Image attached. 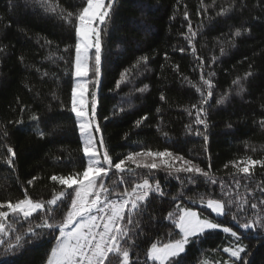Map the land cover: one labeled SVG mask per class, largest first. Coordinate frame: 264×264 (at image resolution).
Here are the masks:
<instances>
[{"label": "trees", "instance_id": "obj_1", "mask_svg": "<svg viewBox=\"0 0 264 264\" xmlns=\"http://www.w3.org/2000/svg\"><path fill=\"white\" fill-rule=\"evenodd\" d=\"M85 2L52 0L74 13ZM233 4L229 14L217 15L221 7ZM61 15V8L56 13L45 12L34 0H0V201L22 199L25 189L33 199H50L53 189L61 190L57 182L50 180L52 175H67L84 166L78 128L69 110L75 20L73 17V23H69ZM189 22L197 33L192 45L186 39L191 36ZM237 28L242 31L240 37L233 35ZM192 46L196 48L195 55ZM181 48L185 51L180 52ZM142 56L148 57L147 63L137 64ZM197 57L204 61L205 77L209 71L215 73L210 107L205 105L207 142L186 127H197L195 109L191 108L200 99L193 85L202 83ZM248 72L252 74L245 79ZM237 77L245 88L240 94L232 84ZM99 80L96 121L114 158L142 147L168 149L205 169L211 164V174L217 180L211 184L199 177L196 183H188L181 174V183L175 174L153 170L151 175L159 180L164 195H150L143 215L138 217L142 231L133 236L136 246L131 252L132 260L139 255L143 264L150 244L168 242L170 232L178 238L167 213L181 205L238 231L247 246L242 255L249 264H264V231L244 233L239 229L231 219L237 211L235 204L227 217L220 218L199 206L201 196L205 201L235 200L237 196L250 202L264 199L260 192L264 169L256 166L252 176L246 177L231 165L224 168L229 161L247 156L264 158V127L259 124L264 118V0H115L103 37ZM145 85L143 92L137 91ZM225 93L224 103L218 104ZM186 109L193 115L189 116ZM33 114L40 117L39 122L30 119ZM145 115L147 119L137 127L135 122ZM19 120L23 123H16ZM198 127L203 131V125ZM38 129L44 131L43 138L37 135ZM5 131L7 137L3 135ZM5 145L16 152L14 167L4 163L8 155ZM136 172L137 182L149 175L145 169ZM33 177L37 179L28 185ZM120 179V174L113 172L105 182L116 191L122 192L124 187L130 191L131 182L124 185ZM124 179L131 181V176ZM192 199L197 202L191 203ZM252 211L248 210L249 217ZM240 215L243 222L244 214ZM230 242L234 243L230 234L208 231L186 246L178 264L228 260L223 248ZM54 244V239L45 235L11 252L0 247V264H45ZM112 260L118 264L117 258Z\"/></svg>", "mask_w": 264, "mask_h": 264}, {"label": "snow or ice", "instance_id": "obj_2", "mask_svg": "<svg viewBox=\"0 0 264 264\" xmlns=\"http://www.w3.org/2000/svg\"><path fill=\"white\" fill-rule=\"evenodd\" d=\"M34 3L50 13H56L57 8H61L62 19L69 23H73V17L75 20L73 62L75 84L71 87L69 110L74 114L79 131L84 166L82 170L73 171L67 175H52L50 180L57 182L61 190L53 189L50 199H33L25 189L22 199L14 202L11 199L0 201V247H3L6 252H11L48 235L54 239L55 244L51 247L45 264H113V257L117 258L118 264H141L139 255L135 261L131 256L132 249L136 246L133 236L142 231L139 228L138 217L143 215L150 194L164 195L159 180L151 175L153 170L161 168V164L156 161L160 160L168 174H175L181 183L184 182L181 175L183 174V177H187L188 183H196L197 178L202 177L206 183L216 184L217 180L211 174L212 165L209 164L205 169L193 159H186L184 155L174 151L168 149L153 151L146 147H142L141 150H130L123 156L114 158L110 154L101 127L96 121V91L90 92V85L92 89H97L99 86L103 37L112 19L115 0H86L75 13L64 10L58 3L53 4L52 0H34ZM233 7L234 4L221 7L217 15H227ZM64 12L66 15L63 14ZM184 15L187 19V12ZM188 31L191 36H186V39L189 45H192V39L197 33L192 30L191 22H189ZM233 35L240 37L241 29L237 28ZM46 43L51 42L46 41ZM64 50L68 51V48ZM179 51L184 52L185 49L181 48ZM223 51L224 49L221 48L222 54ZM192 52L195 55V46H192ZM197 59L202 83L193 87L200 94V99L191 105V108L195 109L194 124L197 127L193 129L191 124L186 127L190 133L194 131L195 135L203 136L207 142L208 109L205 105L210 107L209 101L215 88L212 78L215 73L209 71L205 77L204 61L199 57ZM215 59L213 57V62ZM141 61L146 64L148 57H140L137 64ZM251 74V72L246 73L244 78ZM124 79L122 74L121 80ZM184 79L187 80V77ZM232 84L237 86V94L245 91L240 77L233 80ZM146 88L147 85L137 91L143 92ZM226 97L227 93L222 95L217 103H224ZM160 99H165L163 94ZM186 111L189 116L193 115L191 110L186 109ZM30 119L40 121V117L36 114H33ZM146 119V115L141 117L135 122L136 126L139 127ZM16 123H23V121L19 120ZM259 124L264 127V118L259 120ZM199 125H203V131L198 127ZM3 135L7 137L8 134L5 131ZM37 135L43 138L45 133L38 129ZM6 150L8 155L4 158V163L14 167L16 152L11 146H6ZM229 165L238 173L251 177L256 166L264 169V158L254 159L252 156H247L243 160L229 161L224 168H228ZM137 169H145L149 175L137 182L136 177L139 175L136 172ZM113 171L120 174L121 184L127 185L131 182L130 191L128 187H124L122 192L116 191L105 182ZM126 175L131 176V181L124 179ZM36 179L33 177L28 180V185H32ZM236 186L239 188V181H236ZM221 191H224L223 182H221ZM260 192L264 194V186L260 187ZM250 195H252L251 191H249ZM113 196L116 198L113 199ZM196 202V199L191 200L193 204ZM199 202L217 217H227L235 204L237 211L231 214V219L239 229L244 233L264 231V199L250 202L241 196L227 201L208 198L205 204L204 197L201 196ZM249 209L253 210L251 217L248 216ZM241 213L245 217L243 222ZM167 219H170L174 229L178 230L175 233V237L178 238H174L173 233L170 232L168 242L158 240L151 243L145 253L143 264H148V261L152 264H178V259L185 253L187 245L198 240L207 231L221 228L224 233L230 234L234 243L230 242L229 246L223 248V252L228 254L229 259L217 261L216 264H249L246 255H242L246 254L247 246L243 244L242 235L233 228L222 227L221 223L204 217L201 212L193 210L190 206L177 205L175 212L167 213Z\"/></svg>", "mask_w": 264, "mask_h": 264}, {"label": "rangeland", "instance_id": "obj_3", "mask_svg": "<svg viewBox=\"0 0 264 264\" xmlns=\"http://www.w3.org/2000/svg\"><path fill=\"white\" fill-rule=\"evenodd\" d=\"M74 84H75V78H74V76H73V84H72V87L74 86ZM90 89H91V91H93V90H95L96 92H97V89H92V87H91V85H90ZM90 91V92H91ZM89 100L91 101V97H89ZM96 100H97V96H96ZM96 106H97V104H96ZM74 115V114H73ZM78 134H79V131H78ZM79 138H80V136H79ZM157 163H160L161 164V168L160 169H157V170H161V171H166L165 169H164V166H163V164H162V162L160 161V160H157L156 161ZM133 167H135V166H133ZM114 172V171H113ZM113 172H111V173H113ZM167 172V171H166ZM110 173V174H111ZM205 204H206V201H205ZM199 206H203L205 209H207L203 204H200ZM213 216H215V217H217L214 213H212L211 212V210L210 209H207ZM220 218V217H219ZM216 230H218V231H222L223 232V230H222V228L221 229H216ZM178 231V230H177ZM209 231H213V230H209ZM208 232V231H207ZM224 233V232H223ZM226 234H228V233H226ZM226 254V253H225ZM227 256H228V254H226ZM151 262V261H150ZM200 264H216V263H211V262H209V261H206V260H204V261H202Z\"/></svg>", "mask_w": 264, "mask_h": 264}, {"label": "built area", "instance_id": "obj_4", "mask_svg": "<svg viewBox=\"0 0 264 264\" xmlns=\"http://www.w3.org/2000/svg\"><path fill=\"white\" fill-rule=\"evenodd\" d=\"M156 194H158V193H154V195H156ZM150 195H152V194H150ZM113 199H115V198H113Z\"/></svg>", "mask_w": 264, "mask_h": 264}]
</instances>
